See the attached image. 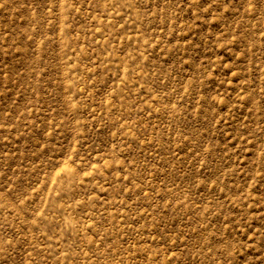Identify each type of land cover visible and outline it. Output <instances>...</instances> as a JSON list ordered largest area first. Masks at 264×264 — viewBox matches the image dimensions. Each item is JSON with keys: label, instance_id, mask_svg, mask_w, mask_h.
<instances>
[{"label": "rangeland", "instance_id": "1", "mask_svg": "<svg viewBox=\"0 0 264 264\" xmlns=\"http://www.w3.org/2000/svg\"><path fill=\"white\" fill-rule=\"evenodd\" d=\"M0 264H264V0H0Z\"/></svg>", "mask_w": 264, "mask_h": 264}]
</instances>
